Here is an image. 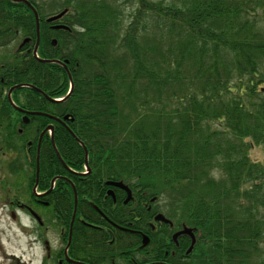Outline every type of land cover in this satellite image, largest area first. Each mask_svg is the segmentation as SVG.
Here are the masks:
<instances>
[{
    "label": "trees",
    "instance_id": "16d2710c",
    "mask_svg": "<svg viewBox=\"0 0 264 264\" xmlns=\"http://www.w3.org/2000/svg\"><path fill=\"white\" fill-rule=\"evenodd\" d=\"M63 8L69 31L51 49L41 30L37 54L66 69L30 52L17 58V83L51 98L72 83L59 103L33 90L32 108L72 119L63 131L56 125L54 144L79 171L75 138L86 149L93 177L75 182L78 195L122 181L137 202L192 228L193 250L175 264H264V0H63ZM24 12L17 28L33 47L35 22ZM251 147L262 161L251 160ZM42 151L53 152L51 142ZM52 157L46 165L60 166ZM151 211L142 209L145 220Z\"/></svg>",
    "mask_w": 264,
    "mask_h": 264
},
{
    "label": "flooded vegetation",
    "instance_id": "af4514ba",
    "mask_svg": "<svg viewBox=\"0 0 264 264\" xmlns=\"http://www.w3.org/2000/svg\"><path fill=\"white\" fill-rule=\"evenodd\" d=\"M29 5L38 15L39 32L43 30L49 38L51 49L57 46L58 37L63 36L65 31L62 28L65 26L63 17L48 20L64 10L63 0H0V167L6 173V179L10 176L22 181L21 186H17L16 182L10 183L11 188H15L12 190L5 183L1 185L0 179V187L7 196L2 197L0 193V206L10 208L9 222L20 229L21 237L27 238L28 250L19 256L8 254L6 244L9 237L2 239L0 236V264H9L10 260L17 264L181 263L191 238L186 234H177L189 227L183 224L177 226L165 216L166 221H156L159 213L151 211L153 205L141 203L142 196H138L137 202L136 195L139 193L126 184L132 196L129 202H125L126 191L108 184L115 182L108 180L99 182L101 190L95 197H80L75 182L93 177L94 169L85 164L82 171L75 166L65 167L62 163L51 168L46 165L48 162L54 164L52 156H57L55 151H42V147L51 139L54 142L56 125L66 128L70 120H63L64 116L56 115L55 111L47 113L42 109H33L32 101L40 100V95L34 97L31 87L26 86H31V83H17V58L27 61L34 50L31 37L24 36L16 24L17 10L23 22L28 17L24 11L30 12L34 19ZM20 25L23 26V23ZM18 85L22 87L17 88ZM32 112L58 118L63 124L46 117L41 119L44 116L32 115ZM44 123V128H35ZM46 129L49 133L42 134ZM20 143L27 145L25 152H22ZM21 162L28 165L23 168ZM48 172L52 173L50 178ZM7 190L13 192L12 196ZM18 191L21 197H16ZM66 203L71 207L64 212ZM144 207L152 212L147 220L141 212ZM22 219L27 223H23ZM50 228L56 232L55 245L49 239ZM145 237L147 242L142 245ZM185 245L188 247L183 250ZM176 248L181 258H177Z\"/></svg>",
    "mask_w": 264,
    "mask_h": 264
},
{
    "label": "rangeland",
    "instance_id": "374dc122",
    "mask_svg": "<svg viewBox=\"0 0 264 264\" xmlns=\"http://www.w3.org/2000/svg\"><path fill=\"white\" fill-rule=\"evenodd\" d=\"M50 8H51V6H50ZM125 27H126V25L124 23H122L121 29H124ZM263 85H264V83L261 84V87ZM20 145H21L22 152H25L27 150V145L23 144V143H20ZM249 155L251 157V160H253V161H262L263 150L259 147H251V150H249ZM9 159L10 158H8L7 160H9ZM27 165L28 164L23 163V162H21V164H20V166H23V168H25V166H27ZM24 174H27V172H25ZM1 178H2L1 185L3 183H5L10 188H11L10 183H12V182H16L17 186H21V184H22V181H20V179L16 180L15 177L10 178V176H8L6 179V173L1 171V167H0V179ZM11 189L14 190L15 188L12 187ZM7 191H8L9 196H12L13 192L9 191V190H7ZM0 193H1L2 197H7L5 195V191L3 189H1V187H0ZM21 196H22V194L20 193V191H18L16 197H21ZM9 212H10V208L7 205L0 206V236L2 237V239L4 237H9V239L7 240L8 243L6 244L7 253L8 254L13 253V254L19 256L23 252H25V253L28 252L27 247H26L27 238L21 237L20 234H22V233H20V231H19L20 229L16 228V226H14V224L12 222H9V220H10ZM22 222L27 223L24 219H22ZM50 230H49L50 231L49 239L52 240V244L55 245V242L57 239L56 238V232L53 231L52 228H50ZM23 259L24 260L26 259V254H25ZM9 264H17V263L10 260Z\"/></svg>",
    "mask_w": 264,
    "mask_h": 264
},
{
    "label": "water",
    "instance_id": "95a60500",
    "mask_svg": "<svg viewBox=\"0 0 264 264\" xmlns=\"http://www.w3.org/2000/svg\"><path fill=\"white\" fill-rule=\"evenodd\" d=\"M33 12H34V11H33ZM64 13H65V11L62 12V13H60L59 15H56V16H54V17L48 19V20H49V21L55 20V19L61 17ZM34 16H35V21H36V32L38 33V19H37V15H36L35 12H34ZM62 28H65V27H62ZM37 36H38V34H37ZM54 42H55V41H53V43H54ZM36 50H37V44H36L35 47H34L33 55H34V57H35L36 59H38L40 62H43V63H57V64L62 65V66L66 69V65L63 64V63H61V62H59V61H55V60H42V59H39V58L36 56ZM65 63H67V61H65ZM27 86H28V87H31V88H33V89H35V90L38 91V92H40L41 94H43L44 97H46L47 99H49L50 101L55 102V103H57V102H61V101L65 100V99L67 98V96H68V95H67L63 100H54V99H51V98L47 97L46 95H44V93H42L40 90L36 89L35 87L29 86V85H27ZM19 87H22V85H20V86L18 85L17 88H19ZM71 87H72V85L70 84V90L72 89ZM70 90H69V91H70ZM262 91H264V87L262 88ZM30 114H32V115H33V114H34V115H42V116L48 117V118H50V119H53V120H55V121H57V122L62 123V121H61L60 119H58V118H54V117H52V116H48V115H46V114H44V113H40V112H39V113H38V112H32V113H30ZM63 119H64V120H67V119H71V118H70L69 116H64ZM71 120H72V119H71ZM50 130H52L51 127H50ZM73 137H74V136H73ZM52 143H53V142H52ZM81 146H82V145H81ZM82 147H83V146H82ZM83 150H84V153H85V163H87L86 149L83 147ZM56 154H57L58 158L60 159V162H61L63 165H65V164L63 163V161L61 160L60 156L58 155V153H56ZM108 184H110V185H112V186H116V187L122 188V189H124V190L126 191V193H127V197H126L125 202H128V201L131 200V198H132V197H131V192H130V190L127 188V186L123 185L122 182H109ZM76 203H77V201H76V195H75V196H74V215H75V207H76ZM73 217H74V216H73ZM155 220H156V221H166V219H165L161 214H158V215L155 217ZM180 234H186V235H188V236L191 237V240H192V242H191V246L189 247V249H188V251H187V254H189V253L191 252L192 248H193L194 243H195L194 235H193V231H192V229H190V228H184V229H183L181 232H179L177 235H180ZM146 242H147V238L145 237L144 240H143L142 245H145Z\"/></svg>",
    "mask_w": 264,
    "mask_h": 264
}]
</instances>
